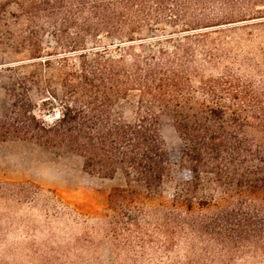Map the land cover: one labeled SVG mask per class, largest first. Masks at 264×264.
<instances>
[{"label": "trees", "instance_id": "obj_1", "mask_svg": "<svg viewBox=\"0 0 264 264\" xmlns=\"http://www.w3.org/2000/svg\"><path fill=\"white\" fill-rule=\"evenodd\" d=\"M234 3L0 2V44L24 49L30 59L26 72L21 64L0 70L8 101L0 142L64 150L80 157L89 175L123 180L104 214L88 218L34 182L0 179L1 253L26 250L49 264L104 248L113 264L117 256L136 262L193 237L215 243L229 259L264 257V76L234 68L209 74L223 54L202 31L243 21L229 18ZM162 22L182 27L166 46L138 37ZM101 37L117 43L88 47ZM130 95L136 110L126 118L119 102ZM165 122L182 142L177 155L161 134ZM169 188L172 198L162 200ZM72 226L85 232L58 235ZM40 232L47 238L38 240Z\"/></svg>", "mask_w": 264, "mask_h": 264}, {"label": "rangeland", "instance_id": "obj_2", "mask_svg": "<svg viewBox=\"0 0 264 264\" xmlns=\"http://www.w3.org/2000/svg\"><path fill=\"white\" fill-rule=\"evenodd\" d=\"M234 4L236 11L229 18H232L231 21L244 19L243 21L202 30L210 33L207 45L223 54L217 67L208 73L216 75L225 68H234L243 76L259 80L264 76V1L235 0ZM216 6V9L220 7L223 9L221 4ZM237 12L241 13L236 15ZM180 31L181 26L172 28L162 22L144 28L138 37L144 38L147 44L154 47L166 46V38ZM45 41L51 48L54 46L50 38ZM114 43L117 42L101 37L99 42L89 44L88 47H105ZM28 62L30 59L26 50H15L0 44V70L6 66L21 64L20 70L26 72L30 69ZM5 84V80L0 77V117L6 114L8 106ZM136 101L137 98L130 95L127 100L119 102V107L126 118L133 117ZM161 134L168 149L177 155L182 148V142L170 122L161 125ZM0 179L34 182L45 190L53 191L65 205L88 218L102 216L108 206L110 191L123 185L120 177L106 179L89 175L83 170L82 159L76 155L27 142H0ZM171 194L172 189H167L162 194V200L169 201L172 198ZM72 227L68 234L62 231L58 235L79 238L85 232L83 226ZM37 238L41 241L46 239L47 235L40 232ZM95 239L102 242V235ZM219 252V247L213 242L193 237L183 238L168 252L149 251L136 262H132L131 258H125L124 254L117 256L113 264H264V257L242 254L229 259L227 254L223 252L225 254L223 256ZM109 257L110 253L100 248L98 251H77L62 260L54 258V262L49 264H110ZM0 264H47V262L39 255L21 250L5 254L0 252Z\"/></svg>", "mask_w": 264, "mask_h": 264}]
</instances>
